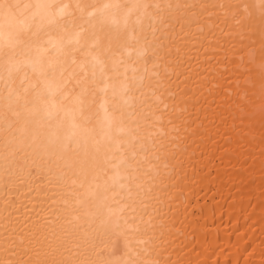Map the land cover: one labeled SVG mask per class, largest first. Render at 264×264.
Wrapping results in <instances>:
<instances>
[{
	"label": "bare ground",
	"instance_id": "6f19581e",
	"mask_svg": "<svg viewBox=\"0 0 264 264\" xmlns=\"http://www.w3.org/2000/svg\"><path fill=\"white\" fill-rule=\"evenodd\" d=\"M0 264H264V0H0Z\"/></svg>",
	"mask_w": 264,
	"mask_h": 264
}]
</instances>
